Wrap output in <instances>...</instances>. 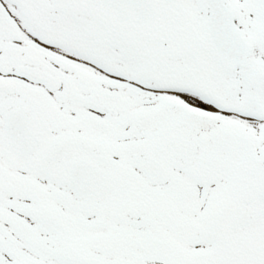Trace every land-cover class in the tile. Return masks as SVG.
<instances>
[{"label": "snow or ice", "instance_id": "1", "mask_svg": "<svg viewBox=\"0 0 264 264\" xmlns=\"http://www.w3.org/2000/svg\"><path fill=\"white\" fill-rule=\"evenodd\" d=\"M0 264H264V0H0Z\"/></svg>", "mask_w": 264, "mask_h": 264}]
</instances>
